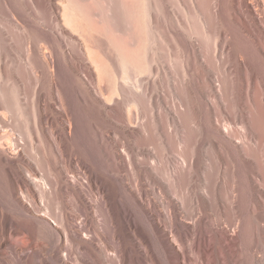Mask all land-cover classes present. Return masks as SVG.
<instances>
[{
	"label": "rangeland",
	"instance_id": "rangeland-1",
	"mask_svg": "<svg viewBox=\"0 0 264 264\" xmlns=\"http://www.w3.org/2000/svg\"><path fill=\"white\" fill-rule=\"evenodd\" d=\"M59 1L0 0V264H264L248 0Z\"/></svg>",
	"mask_w": 264,
	"mask_h": 264
},
{
	"label": "bare ground",
	"instance_id": "bare-ground-1",
	"mask_svg": "<svg viewBox=\"0 0 264 264\" xmlns=\"http://www.w3.org/2000/svg\"><path fill=\"white\" fill-rule=\"evenodd\" d=\"M61 1V0H60ZM59 1V2H60ZM240 3H245L246 0H239ZM58 2V1H57ZM64 2V1H63ZM149 2V1H148ZM217 2V1H216ZM6 3V2H5ZM248 3L251 4V9H248V14L250 16V22L252 25H256L257 22L259 21L261 23V25H264V0H248ZM58 4V3H57ZM59 5V4H58ZM149 6V5H148ZM181 6V5H180ZM240 6V5H239ZM218 7V6H217ZM241 7V6H240ZM152 8V6H151ZM183 9V8H182ZM242 9V8H240ZM56 10V9H55ZM59 10V9H57ZM252 10H253V13H252ZM62 12V11H61ZM62 18V17H61ZM64 21V20H63ZM226 21V20H225ZM206 24V23H204ZM207 27V26H206ZM252 49V48H251ZM35 50V48H34ZM31 51V48L29 47L28 48V54L30 53ZM89 60V59H88ZM81 61V60H80ZM85 62V61H84ZM78 63V62H77ZM79 64V63H78ZM29 65V69L32 71L33 70V64L31 62L28 63ZM80 65V64H79ZM46 66V65H45ZM92 66V65H91ZM92 71V70H91ZM97 75V74H96ZM93 79V78H91ZM95 81V80H94ZM2 91L4 92V90L2 89ZM77 98V97H76ZM60 100V99H59ZM106 100V99H105ZM45 101V100H44ZM27 102V101H26ZM31 102V101H30ZM38 102V101H37ZM21 106V105H20ZM11 109V108H10ZM4 110V109H3ZM2 110V111H3ZM0 113V150H4L6 148H8L9 150H14L16 149V146L22 142V140L24 139V136H25V133L20 130V129H16L15 132L13 133H8V132H2L3 130V127L4 125H6L7 123H9V121L11 120V118L6 115L4 112ZM45 111V110H44ZM13 120V119H12ZM65 122V121H64ZM11 123V122H10ZM67 123V122H65ZM32 126V125H31ZM38 126H41V125H38ZM72 126V125H71ZM13 131V130H12ZM53 131V130H52ZM53 135V134H52ZM63 137V136H62ZM60 145V144H59ZM21 146V144H20ZM65 146V145H64ZM23 147V146H22ZM21 147V148H22ZM20 148V147H19ZM24 150V149H22ZM75 158V157H74ZM129 159V158H128ZM129 162V161H128ZM79 168V167H78ZM123 170V169H122ZM27 176L30 178V179H33L35 180L36 178V175L32 174L31 172L27 171ZM29 179V180H30ZM40 179V178H39ZM16 180V179H14ZM42 181V180H41ZM73 181V180H72ZM45 182V181H43ZM33 183V182H32ZM17 184V183H16ZM45 184V183H44ZM18 186V185H17ZM45 186V185H44ZM83 189V188H82ZM46 190V189H45ZM195 196V195H194ZM195 200V199H194ZM106 206V205H105ZM149 207V206H148ZM194 209V208H193ZM108 210V209H107ZM107 212V211H106ZM168 213V212H167ZM175 213V212H174ZM113 216V215H112ZM150 229V228H149ZM171 235V234H170ZM173 238V237H172ZM99 239V238H98ZM176 242V240H175ZM174 242V243H175ZM176 246L178 248H180V244L178 242L175 243ZM102 255V254H101Z\"/></svg>",
	"mask_w": 264,
	"mask_h": 264
}]
</instances>
